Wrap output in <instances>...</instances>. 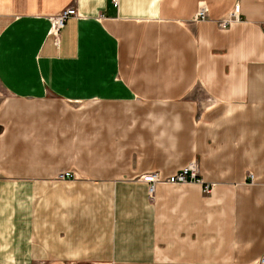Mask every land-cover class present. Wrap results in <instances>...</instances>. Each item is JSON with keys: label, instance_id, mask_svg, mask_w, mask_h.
Segmentation results:
<instances>
[{"label": "crops", "instance_id": "obj_1", "mask_svg": "<svg viewBox=\"0 0 264 264\" xmlns=\"http://www.w3.org/2000/svg\"><path fill=\"white\" fill-rule=\"evenodd\" d=\"M71 6L57 46L50 17ZM0 89V264L264 255V0H0ZM52 100L97 110L13 115ZM194 160L208 195L141 180Z\"/></svg>", "mask_w": 264, "mask_h": 264}, {"label": "built area", "instance_id": "obj_2", "mask_svg": "<svg viewBox=\"0 0 264 264\" xmlns=\"http://www.w3.org/2000/svg\"><path fill=\"white\" fill-rule=\"evenodd\" d=\"M112 4L117 7L119 5V0H111ZM209 9L205 3H201L199 9L194 17L195 21H203L208 19ZM78 16V11L75 7L71 6L64 9L61 13L54 16L53 25L56 30H60L65 22L70 17ZM240 4L237 3L234 8L229 11L225 16L215 20L218 28L220 30H226L232 24L240 22ZM70 173H66L65 177H69ZM141 180L148 183L149 194L152 195L154 192L155 184L157 182H164L169 184H186V183H196L202 186V191L204 194L208 195L213 189V183L205 182L200 176L199 167L197 162L191 161L188 165L184 166L182 169L174 173L173 175L162 179L157 172H149L141 177ZM256 264H264V255L258 260Z\"/></svg>", "mask_w": 264, "mask_h": 264}, {"label": "rangeland", "instance_id": "obj_3", "mask_svg": "<svg viewBox=\"0 0 264 264\" xmlns=\"http://www.w3.org/2000/svg\"><path fill=\"white\" fill-rule=\"evenodd\" d=\"M53 16L50 17V21H51V25H50V29H49V36L54 38V42L56 43L57 46H59V42H60V32L62 30V28L60 30H56V27L54 28L53 25ZM6 95L5 93L0 89V105L2 104V102L6 99ZM23 103V102H21ZM82 102H69V101H64V103L59 102V101H55L52 100L51 104H40L37 103L35 105L33 104H29L32 105V107H20V110H16V112L13 113V115H20L23 112H26L27 110L30 111H46V112H50L56 110V113L59 117H57V119H60L61 121H68L70 118L73 119H77L78 122H82L85 121L87 116H91L92 112H94L95 110H97V108L95 106L90 107H83ZM71 116V117H70ZM15 131V130H14ZM67 135H69V130L67 131ZM81 159H82V163L86 162V157L84 152H82L81 154ZM77 162L80 163L78 161H73L72 163ZM73 171V170H72ZM75 172V171H74ZM70 173L69 177H65L66 173H63L60 175V178H76L80 175H82V173L80 172H68Z\"/></svg>", "mask_w": 264, "mask_h": 264}]
</instances>
